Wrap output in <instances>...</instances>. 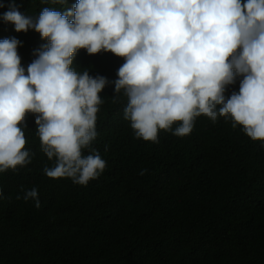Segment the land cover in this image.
Returning <instances> with one entry per match:
<instances>
[{
    "label": "trees",
    "instance_id": "trees-1",
    "mask_svg": "<svg viewBox=\"0 0 264 264\" xmlns=\"http://www.w3.org/2000/svg\"><path fill=\"white\" fill-rule=\"evenodd\" d=\"M77 2L0 0V40L21 42L17 52L26 70L33 52L48 41L34 29L16 32L3 14L15 5L38 17L44 7L63 12ZM124 62L85 49L73 60L77 72L109 81L99 93L103 102L91 143L106 167L86 186L44 174L55 158L49 161L41 151L35 115L27 116L25 150L32 162L0 173V264H264L261 142L240 126L234 129L230 119L213 123L205 116L196 118L186 137L161 130L157 143L135 138L124 119L127 97L123 89L115 94ZM232 91H239V79L226 95ZM33 187L39 209L22 198Z\"/></svg>",
    "mask_w": 264,
    "mask_h": 264
},
{
    "label": "clouds",
    "instance_id": "clouds-1",
    "mask_svg": "<svg viewBox=\"0 0 264 264\" xmlns=\"http://www.w3.org/2000/svg\"><path fill=\"white\" fill-rule=\"evenodd\" d=\"M3 20L48 43L25 70L21 42L0 40V173L32 162L29 114L41 151L55 158L43 168L48 178L86 186L103 173L106 161L91 143L109 81L72 67L80 49L124 58L115 94L127 97L124 119L135 138L157 143L161 130L186 137L196 118L223 117L264 147V0H78L63 12L44 7L38 17L12 5ZM237 79L239 91L227 96ZM85 148L91 154L82 155ZM38 196L33 187L22 198L39 209Z\"/></svg>",
    "mask_w": 264,
    "mask_h": 264
}]
</instances>
